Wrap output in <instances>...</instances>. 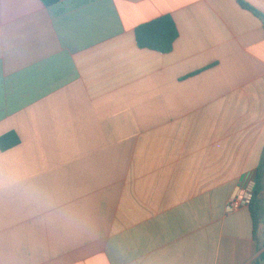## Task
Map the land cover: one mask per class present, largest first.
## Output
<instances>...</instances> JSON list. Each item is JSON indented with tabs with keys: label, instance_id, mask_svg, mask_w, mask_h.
Masks as SVG:
<instances>
[{
	"label": "crops",
	"instance_id": "0c3cea01",
	"mask_svg": "<svg viewBox=\"0 0 264 264\" xmlns=\"http://www.w3.org/2000/svg\"><path fill=\"white\" fill-rule=\"evenodd\" d=\"M264 15V0H244ZM169 54L138 47L164 16ZM0 264H254L226 205L264 152V20L237 0H0Z\"/></svg>",
	"mask_w": 264,
	"mask_h": 264
},
{
	"label": "trees",
	"instance_id": "16d2710c",
	"mask_svg": "<svg viewBox=\"0 0 264 264\" xmlns=\"http://www.w3.org/2000/svg\"><path fill=\"white\" fill-rule=\"evenodd\" d=\"M46 5H51L55 0H42ZM238 3L258 17L264 20V15L248 5L244 0H237ZM179 37L178 27L172 16H164L152 22L140 26L136 30V41L139 48L155 51L161 54H169L173 51L175 42ZM20 139L16 133H9L0 138V150L5 152L19 145ZM264 174V152L261 163L257 170L256 188L254 199L249 207L254 222V231L257 230L258 221V197L262 191V176ZM254 264H264V253Z\"/></svg>",
	"mask_w": 264,
	"mask_h": 264
},
{
	"label": "built area",
	"instance_id": "2783aa9c",
	"mask_svg": "<svg viewBox=\"0 0 264 264\" xmlns=\"http://www.w3.org/2000/svg\"><path fill=\"white\" fill-rule=\"evenodd\" d=\"M256 180H250L245 186L238 188L226 205V212L234 214L249 208L254 199Z\"/></svg>",
	"mask_w": 264,
	"mask_h": 264
}]
</instances>
